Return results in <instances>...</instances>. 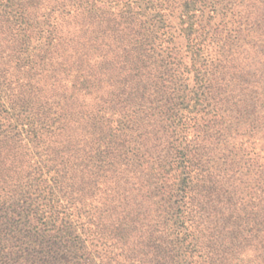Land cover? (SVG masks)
I'll return each mask as SVG.
<instances>
[{
  "label": "trees",
  "instance_id": "1",
  "mask_svg": "<svg viewBox=\"0 0 264 264\" xmlns=\"http://www.w3.org/2000/svg\"><path fill=\"white\" fill-rule=\"evenodd\" d=\"M263 44L264 0H0V264H264Z\"/></svg>",
  "mask_w": 264,
  "mask_h": 264
},
{
  "label": "rangeland",
  "instance_id": "2",
  "mask_svg": "<svg viewBox=\"0 0 264 264\" xmlns=\"http://www.w3.org/2000/svg\"><path fill=\"white\" fill-rule=\"evenodd\" d=\"M233 1H235V0H233ZM243 1L244 0H242V2ZM246 1H249V0H246ZM259 1H261V0H259ZM200 4H201L200 6H201V8L203 10L202 13L206 12V14H202V16L199 17L198 22L201 25H205L206 27H208V23H211V25L215 26V27H217V26H220V27L223 26L224 27V25L227 24L228 28H230V29L233 28V22L236 19V16H234V14L232 12L233 7L226 6V3H220V4H218V8H217L218 10L216 11V13L209 14V10H210L209 3L208 2H202ZM210 16H212V17H210ZM176 22H177V19H173V25H176ZM174 30L176 31V29H174ZM185 44L186 43H185L184 38L182 36H180L178 34V32L175 33L174 45L177 46L178 48H185V46H186ZM221 46H222V44H219L216 49L219 50V48ZM261 48H264V47L261 46ZM226 49H228V47ZM207 64L208 65L206 67L208 69L212 70L211 64L210 63H207ZM250 71H251V74H252L254 72V68H252ZM213 149L215 150V154H220V155H216V157H213L212 160H209L205 164L207 166V171L209 170L208 173L206 171V174H209L210 177H211V184H207V185L210 188H217V187L221 186L220 182H218L216 184V181L219 178V176L217 175V171H215L214 169L210 170V168H212L213 166H216V165L220 166L219 164L223 163V161H224V155H223V158L221 159L220 156H221L222 153H220V150L216 149V147H213ZM257 149H258V147H257ZM248 176H247V178L250 179L249 180V184L250 185L248 186V188H255L258 183L255 180H252V179L253 178H257V176H254V175H252L251 177H248ZM92 200L93 199H90V200L86 201V205L88 207H90V202ZM92 212H96V210H94ZM100 215H101L100 212H98L97 214L95 213V215H94L95 217L94 218H93V216L90 217L91 218L90 220L94 221V225L91 224L92 229H95L97 232L102 233V232H106V224L104 223L103 216L102 215L100 216ZM132 263L140 264L139 261L131 262V264Z\"/></svg>",
  "mask_w": 264,
  "mask_h": 264
}]
</instances>
